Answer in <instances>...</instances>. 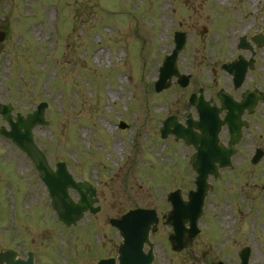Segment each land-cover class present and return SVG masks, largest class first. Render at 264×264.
Listing matches in <instances>:
<instances>
[{
    "label": "rangeland",
    "instance_id": "1",
    "mask_svg": "<svg viewBox=\"0 0 264 264\" xmlns=\"http://www.w3.org/2000/svg\"><path fill=\"white\" fill-rule=\"evenodd\" d=\"M206 2L219 7L217 0ZM202 3L0 0V29L6 32L0 45L2 94L22 111L33 109L41 101L48 103L46 116L51 125L42 132L43 149L51 164L64 161L74 177L98 184L102 207L97 216L102 230L108 233V225H103L107 217L135 206L153 207L164 198L163 189L187 185V148L173 137L162 139L159 135L165 116L175 112L183 99L175 98V88L156 93L152 87L162 55L173 47L174 30L185 31L188 41L200 50L203 27L208 35H214L216 16ZM208 14L210 19H206ZM221 23L229 28V22ZM189 51L182 52L181 62ZM121 120L128 124L126 129L119 128ZM34 192L35 188L30 193ZM221 209L217 219L226 216L227 226L217 234L211 220L207 232L198 234L181 253L165 244V228L159 223L152 236L160 241L153 264H209L217 260L240 264L235 253L247 243L251 247L248 264H264V210L260 219L254 207L240 204L243 216L238 221L240 231L236 232L239 242L225 243L223 248L222 240L218 243L214 238L222 236L223 231L224 237L230 236L237 216L232 206ZM217 226L220 228L218 222ZM52 232L42 241H32L30 248L37 253L39 263L57 264V253L64 250V264H81L72 262L73 228H64L61 248L57 244L59 235H49ZM30 237L35 235H26V243ZM9 245L0 236V249ZM88 258L84 256L83 261Z\"/></svg>",
    "mask_w": 264,
    "mask_h": 264
},
{
    "label": "flooded vegetation",
    "instance_id": "2",
    "mask_svg": "<svg viewBox=\"0 0 264 264\" xmlns=\"http://www.w3.org/2000/svg\"><path fill=\"white\" fill-rule=\"evenodd\" d=\"M219 1L227 4L219 10V17L230 23L229 28L224 23L218 43L211 41L212 51H202L200 61L187 62V67L193 69L186 70L185 116L198 117L191 98L201 107L207 101L203 109L208 118L206 125L211 124V150H236L229 166L212 164L219 175L215 178L208 174L211 190L204 210L207 204L215 206L230 192L251 201H264V0ZM211 53L214 55L209 56ZM225 65H233L231 73L225 71ZM3 123L0 117V126ZM190 150L195 149L190 146ZM11 158L10 150H0V183L11 181L12 173L3 169V163ZM194 176L190 171L188 182L192 183ZM191 183L187 193L194 188ZM24 203L29 205L26 200ZM41 208L36 206L25 215H32L31 225L38 232L42 229ZM22 223L23 218L17 220L19 226ZM5 225V219L0 217V229Z\"/></svg>",
    "mask_w": 264,
    "mask_h": 264
},
{
    "label": "water",
    "instance_id": "3",
    "mask_svg": "<svg viewBox=\"0 0 264 264\" xmlns=\"http://www.w3.org/2000/svg\"><path fill=\"white\" fill-rule=\"evenodd\" d=\"M175 47L171 54L166 55L163 58L162 66L159 69V79L156 82L158 86L164 87L168 85V79L172 74H177V69L175 68V62L177 58L178 51L184 46V34H176L174 38ZM45 104H40L33 113L28 114L25 118L17 119L16 123L11 122V131L6 133L20 148L24 149L35 161L37 167L42 173L43 179L46 181L52 198L53 205L55 208H58L62 211V219L67 225L74 223L82 215V212L87 208L91 207L94 199L92 198L94 190L90 187L89 184L85 182H76L72 179L71 175L67 173L65 167L61 164H58L56 171H52L48 168L44 157L36 149L32 141V127L37 123L44 122L42 118V111ZM9 119V118H8ZM167 126L162 129V134L165 135L168 132L176 133V135L184 138L187 141L188 138V129L180 126L179 123L175 122L172 117L167 118ZM170 125L172 128H170ZM23 128V130H20ZM72 187L79 191L80 198L78 202H74L67 193V188ZM84 188L85 191L81 189ZM88 193V195H87ZM176 204H179L177 202ZM174 204L173 212L174 214L177 210L181 213L182 217L172 221V218H168L169 222H173L176 235L171 236L172 245L175 248H180L181 245L187 244L189 237L192 236L195 232L194 226L196 221V216L189 217L186 213L185 204H181L180 207ZM190 220V229H182L181 223L186 220ZM156 218L153 213L149 214L146 211H132L125 215L122 220L114 222L120 230V234L123 236V242L119 250V264H149L152 259L151 250L148 253H143L142 245L147 240V235L149 230L155 229ZM176 222V223H175ZM113 223V222H112ZM188 235V238H186ZM179 236H182L181 239H177ZM248 250L245 249L241 254L243 261H246ZM0 261L4 264H12L13 255H4L0 256ZM21 264H26L21 263ZM31 264V263H27ZM103 264H108L107 262ZM110 264V263H109Z\"/></svg>",
    "mask_w": 264,
    "mask_h": 264
}]
</instances>
